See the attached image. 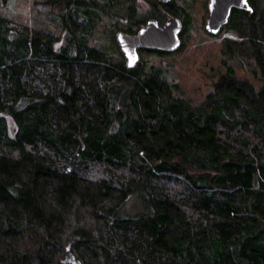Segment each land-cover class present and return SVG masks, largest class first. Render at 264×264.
Returning <instances> with one entry per match:
<instances>
[{
    "label": "trees",
    "instance_id": "1",
    "mask_svg": "<svg viewBox=\"0 0 264 264\" xmlns=\"http://www.w3.org/2000/svg\"><path fill=\"white\" fill-rule=\"evenodd\" d=\"M32 1L46 26L0 15V264H264V0L231 9L197 105L146 70L169 51L127 68L99 27L188 17L176 0L142 17L135 0ZM239 52L259 87L227 63Z\"/></svg>",
    "mask_w": 264,
    "mask_h": 264
},
{
    "label": "rangeland",
    "instance_id": "2",
    "mask_svg": "<svg viewBox=\"0 0 264 264\" xmlns=\"http://www.w3.org/2000/svg\"><path fill=\"white\" fill-rule=\"evenodd\" d=\"M4 6H0V15L25 22L31 26H46V15H36L32 5L41 9V5L34 4L32 0H7ZM136 12L141 17L149 14L154 0H135ZM176 5L185 9L188 14L180 16L183 29L180 37L183 46L163 56L150 54L144 56L146 70L150 67L158 68L163 76L172 85L175 95L183 96L193 104H200L206 95L212 90V83L226 66L222 60L221 48L224 38L237 39L235 34L228 30H222L218 35L211 36L204 30L208 17L207 0H176ZM124 10H117L112 17H103L100 28L113 27L126 31L129 21ZM43 20H42V18ZM111 24V26L109 25ZM53 29L51 25H49ZM107 39H102L106 43ZM235 71V75L251 81L259 87V81L255 75L256 67L252 57L245 52H239L234 59L227 61Z\"/></svg>",
    "mask_w": 264,
    "mask_h": 264
},
{
    "label": "water",
    "instance_id": "3",
    "mask_svg": "<svg viewBox=\"0 0 264 264\" xmlns=\"http://www.w3.org/2000/svg\"><path fill=\"white\" fill-rule=\"evenodd\" d=\"M166 2L168 0H161ZM208 17L204 29L215 35L229 20L232 8L251 10L247 0H208ZM183 22L177 16H169L162 25L155 18H149L146 23L133 33L123 30L115 32V40L120 48L127 68L134 67L140 59L139 48H154L165 51L177 49L181 44L180 32Z\"/></svg>",
    "mask_w": 264,
    "mask_h": 264
},
{
    "label": "flooded vegetation",
    "instance_id": "4",
    "mask_svg": "<svg viewBox=\"0 0 264 264\" xmlns=\"http://www.w3.org/2000/svg\"><path fill=\"white\" fill-rule=\"evenodd\" d=\"M161 1V0H160ZM169 1V0H168ZM208 1V0H207ZM207 11H208V7H207ZM142 27V26H141ZM139 29V28H138ZM118 31V30H117ZM127 32V31H126ZM135 32V31H134ZM130 33V32H128ZM133 33V32H132ZM181 41H182V38L180 37Z\"/></svg>",
    "mask_w": 264,
    "mask_h": 264
}]
</instances>
